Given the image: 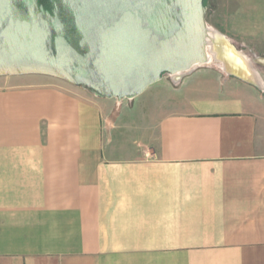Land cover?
<instances>
[{
	"label": "crops",
	"instance_id": "obj_1",
	"mask_svg": "<svg viewBox=\"0 0 264 264\" xmlns=\"http://www.w3.org/2000/svg\"><path fill=\"white\" fill-rule=\"evenodd\" d=\"M226 76L136 110L0 77V264H264V90Z\"/></svg>",
	"mask_w": 264,
	"mask_h": 264
},
{
	"label": "water",
	"instance_id": "obj_2",
	"mask_svg": "<svg viewBox=\"0 0 264 264\" xmlns=\"http://www.w3.org/2000/svg\"><path fill=\"white\" fill-rule=\"evenodd\" d=\"M203 2L0 0V77L53 78L121 102L208 63L213 45V59L241 79L249 60L209 38Z\"/></svg>",
	"mask_w": 264,
	"mask_h": 264
},
{
	"label": "rangeland",
	"instance_id": "obj_3",
	"mask_svg": "<svg viewBox=\"0 0 264 264\" xmlns=\"http://www.w3.org/2000/svg\"><path fill=\"white\" fill-rule=\"evenodd\" d=\"M204 6L206 8L205 26L208 33L215 32L225 37L236 51L241 52L249 60L251 69L256 72L264 85V0H204ZM195 70L215 72L216 77L221 79L227 75L222 72L221 65L211 56L208 63L195 67ZM185 80L187 78H184ZM160 84L152 85L140 97L139 105L134 103L133 108L151 106L155 98L156 102L159 93H162V98L165 99L167 92L177 87L171 84L168 75L163 76ZM126 102V100L123 101V106L127 104ZM136 119L142 121L144 116H134L128 125L131 126ZM133 134L131 132V135H124L126 137L122 138L120 144L132 148ZM115 143L118 142L114 139Z\"/></svg>",
	"mask_w": 264,
	"mask_h": 264
},
{
	"label": "bare ground",
	"instance_id": "obj_4",
	"mask_svg": "<svg viewBox=\"0 0 264 264\" xmlns=\"http://www.w3.org/2000/svg\"><path fill=\"white\" fill-rule=\"evenodd\" d=\"M209 38L211 39V40H213L214 41V43L217 41V40H220V41H222V39L223 40H225V42H227L228 44H230V42L225 38V37H223L222 35H220V34H218V33H210L209 34ZM231 45V44H230ZM213 51H216V47L215 46H213L212 45V47L210 48V50H208V51H206V54L208 55V60H210V56L212 57V58H214L213 56H214V52ZM216 57V56H215ZM216 61V60H215ZM216 62H218L220 65H221V69H222V72L223 73H225V74H227V72H226V66L222 63V62H219V61H216ZM228 75V74H227ZM240 77H241V79H239V78H237V79H239V80H241V81H243V82H245V83H249V84H251V85H254V86H256V87H259V88H261V89H263L264 90V85H263V83L261 82V80H260V78H259V76H257V74H256V72L255 71H249V73L248 74H246V73H244V74H241L240 75Z\"/></svg>",
	"mask_w": 264,
	"mask_h": 264
},
{
	"label": "trees",
	"instance_id": "obj_5",
	"mask_svg": "<svg viewBox=\"0 0 264 264\" xmlns=\"http://www.w3.org/2000/svg\"><path fill=\"white\" fill-rule=\"evenodd\" d=\"M203 4H204V2H203Z\"/></svg>",
	"mask_w": 264,
	"mask_h": 264
}]
</instances>
